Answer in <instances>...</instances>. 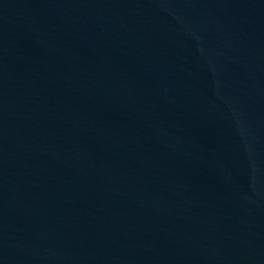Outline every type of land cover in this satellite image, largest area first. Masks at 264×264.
Here are the masks:
<instances>
[{
  "label": "water",
  "instance_id": "obj_1",
  "mask_svg": "<svg viewBox=\"0 0 264 264\" xmlns=\"http://www.w3.org/2000/svg\"><path fill=\"white\" fill-rule=\"evenodd\" d=\"M0 264H264V0H0Z\"/></svg>",
  "mask_w": 264,
  "mask_h": 264
}]
</instances>
